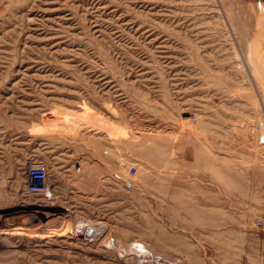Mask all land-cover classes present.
<instances>
[{
    "label": "rangeland",
    "instance_id": "rangeland-1",
    "mask_svg": "<svg viewBox=\"0 0 264 264\" xmlns=\"http://www.w3.org/2000/svg\"><path fill=\"white\" fill-rule=\"evenodd\" d=\"M207 152L214 198L140 256L129 188L198 181L177 165ZM0 264H264V0H0Z\"/></svg>",
    "mask_w": 264,
    "mask_h": 264
},
{
    "label": "crops",
    "instance_id": "crops-1",
    "mask_svg": "<svg viewBox=\"0 0 264 264\" xmlns=\"http://www.w3.org/2000/svg\"><path fill=\"white\" fill-rule=\"evenodd\" d=\"M97 156V155H96ZM228 160V158L224 157V161ZM194 161H200L203 164V170L200 172L202 176L199 175L198 181L197 177L191 175L190 173L187 174V178L185 181L180 182L176 177L175 186H167L163 187L162 185H158L157 180L161 182L162 178L159 176H154V173H150L149 175H145L143 177V186H132L129 188V193H134L135 195L139 196V202L133 203L134 205L127 206L128 209H137L143 210L144 212L141 213L142 219L138 220V222L132 223L131 220L128 219V234H133V237H129V242L133 241L134 243H141L135 244V252L138 253L142 257H147L150 253V249L147 248L145 245L146 242L152 241H165L164 238H152L149 236L151 233L152 235L160 234H167L166 230H162L165 226L167 227L169 224H173L172 222L168 224L169 217L166 216V211H193L196 210L197 203H200V196L199 193L203 192V194H207L208 199H213L216 194V186H217V161L216 157L212 155L210 152H207L204 155H196L192 153L189 160H184L181 165L183 170H189L193 167ZM231 157L229 156V166L223 169L222 177L223 179V194L225 197V201L229 200L231 202V193H232V172H231ZM175 168V163L174 165ZM170 165L171 169H174ZM206 168V171H205ZM65 174H60L59 176V184L62 185V181H65L64 178ZM55 180V179H54ZM197 181V183H196ZM196 183V184H195ZM201 186H200V184ZM195 184V185H194ZM198 184V185H197ZM61 185L58 186V193L63 194L64 199L66 196V190L61 188ZM52 186V184H50ZM54 186V183H53ZM202 187V189L200 188ZM61 190L63 191H60ZM56 192L55 190H53ZM263 191H261L262 193ZM60 194V195H61ZM50 195V194H49ZM112 201H113V210L120 209V184H119V177L117 181L113 178V185H112ZM151 211V212H150ZM149 219V220H148ZM153 221V222H152ZM132 224H131V223ZM148 223H150L148 225ZM152 226V231L148 230V227ZM160 230H157L156 227ZM157 250V249H156ZM155 255V254H154ZM159 255V254H157ZM170 254H161L160 256H169Z\"/></svg>",
    "mask_w": 264,
    "mask_h": 264
},
{
    "label": "built area",
    "instance_id": "built-area-1",
    "mask_svg": "<svg viewBox=\"0 0 264 264\" xmlns=\"http://www.w3.org/2000/svg\"><path fill=\"white\" fill-rule=\"evenodd\" d=\"M128 173L134 175L136 173L134 167L128 168ZM26 191L29 194H45L47 169L43 163L30 162L26 168ZM256 224H260L256 221Z\"/></svg>",
    "mask_w": 264,
    "mask_h": 264
},
{
    "label": "bare ground",
    "instance_id": "bare-ground-1",
    "mask_svg": "<svg viewBox=\"0 0 264 264\" xmlns=\"http://www.w3.org/2000/svg\"><path fill=\"white\" fill-rule=\"evenodd\" d=\"M25 183H26V174H25ZM25 188H26V184H25ZM76 232V231H75Z\"/></svg>",
    "mask_w": 264,
    "mask_h": 264
}]
</instances>
